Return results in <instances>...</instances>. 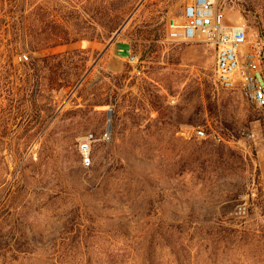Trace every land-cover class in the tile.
Returning <instances> with one entry per match:
<instances>
[{"label":"rangeland","instance_id":"obj_1","mask_svg":"<svg viewBox=\"0 0 264 264\" xmlns=\"http://www.w3.org/2000/svg\"><path fill=\"white\" fill-rule=\"evenodd\" d=\"M189 1L0 5V264H264V109L169 39ZM213 1L264 58V0Z\"/></svg>","mask_w":264,"mask_h":264},{"label":"built area","instance_id":"obj_2","mask_svg":"<svg viewBox=\"0 0 264 264\" xmlns=\"http://www.w3.org/2000/svg\"><path fill=\"white\" fill-rule=\"evenodd\" d=\"M167 35L176 43L203 42L214 48V70L217 82L225 88L238 87L245 100L255 109H264V58L260 48L247 40L246 28L239 23L226 24L224 14L213 0H190L181 18L170 19ZM129 63L136 58L130 55ZM197 137H205L203 129ZM245 138L252 137L242 133ZM93 135L79 140L78 150L83 164L90 165Z\"/></svg>","mask_w":264,"mask_h":264},{"label":"trees","instance_id":"obj_3","mask_svg":"<svg viewBox=\"0 0 264 264\" xmlns=\"http://www.w3.org/2000/svg\"><path fill=\"white\" fill-rule=\"evenodd\" d=\"M15 1L16 0H0L1 8H3L5 6V4H7V6L10 7V12H11L12 11L11 9L14 8Z\"/></svg>","mask_w":264,"mask_h":264},{"label":"crops","instance_id":"obj_4","mask_svg":"<svg viewBox=\"0 0 264 264\" xmlns=\"http://www.w3.org/2000/svg\"><path fill=\"white\" fill-rule=\"evenodd\" d=\"M109 67L112 68V65L110 64Z\"/></svg>","mask_w":264,"mask_h":264},{"label":"water","instance_id":"obj_5","mask_svg":"<svg viewBox=\"0 0 264 264\" xmlns=\"http://www.w3.org/2000/svg\"><path fill=\"white\" fill-rule=\"evenodd\" d=\"M117 33H119V32H117Z\"/></svg>","mask_w":264,"mask_h":264}]
</instances>
